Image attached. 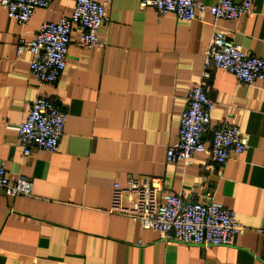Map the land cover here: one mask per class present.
<instances>
[{
  "label": "crops",
  "instance_id": "1",
  "mask_svg": "<svg viewBox=\"0 0 264 264\" xmlns=\"http://www.w3.org/2000/svg\"><path fill=\"white\" fill-rule=\"evenodd\" d=\"M211 5L216 0H199ZM240 1V0H234ZM74 0H47L18 25L0 8V159L5 175L31 183L29 196L0 193V264H264V75L250 84L211 70L205 90L214 102L208 130L229 123L248 148L221 166L195 153L188 165L165 159L177 140L178 118L188 89L198 81L211 19L157 18L138 0H110L99 45L67 47L54 84L28 71L29 52L15 55L18 37L33 38L41 22L68 17ZM214 27L247 54L264 60V0L250 14L216 20ZM78 32L74 28L70 38ZM65 113L57 150L24 157L16 125L34 97ZM159 177L163 192L184 199L212 198L232 210L245 231L228 246L199 247L167 241L129 217L108 211L113 183Z\"/></svg>",
  "mask_w": 264,
  "mask_h": 264
},
{
  "label": "built area",
  "instance_id": "2",
  "mask_svg": "<svg viewBox=\"0 0 264 264\" xmlns=\"http://www.w3.org/2000/svg\"><path fill=\"white\" fill-rule=\"evenodd\" d=\"M46 3L47 0H0V8L6 17L21 26L29 21L34 9L44 8ZM251 3L252 0H216L206 5L199 0H138L139 8H151L157 18L171 13L177 19L193 20L207 14L213 27L203 50L199 79L188 89L179 114L177 140L165 149L166 161L188 165L193 154L204 153L209 162L203 168L209 171L248 148L247 138L229 123L210 131L207 147L202 137L208 130L214 107L205 90L211 70H224L243 84L263 78L264 60L245 53L214 27L218 19L233 21L250 14ZM109 4L110 0H74L68 17L41 22L30 40L18 37L15 55L29 52L27 65L32 78L38 83L54 84L64 68L70 43L78 47L100 44L96 32L107 20ZM74 28L78 34L71 39ZM64 120L65 113L51 100L34 97L25 118L16 125V144L21 155L56 151ZM31 188V181L23 175L9 180L0 159V193L8 197L29 196ZM182 194L163 192L159 177H128L124 186L112 184L108 211L126 215L141 229L152 230L167 241L199 247L228 246L235 236L245 231L232 210L213 200L212 188L206 189L202 199H184ZM257 232L264 239V225Z\"/></svg>",
  "mask_w": 264,
  "mask_h": 264
},
{
  "label": "trees",
  "instance_id": "3",
  "mask_svg": "<svg viewBox=\"0 0 264 264\" xmlns=\"http://www.w3.org/2000/svg\"><path fill=\"white\" fill-rule=\"evenodd\" d=\"M177 19V18H176Z\"/></svg>",
  "mask_w": 264,
  "mask_h": 264
}]
</instances>
